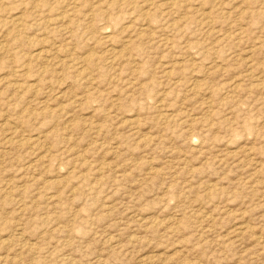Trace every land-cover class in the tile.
I'll return each mask as SVG.
<instances>
[{
    "label": "rangeland",
    "instance_id": "1",
    "mask_svg": "<svg viewBox=\"0 0 264 264\" xmlns=\"http://www.w3.org/2000/svg\"><path fill=\"white\" fill-rule=\"evenodd\" d=\"M0 264H264V0H0Z\"/></svg>",
    "mask_w": 264,
    "mask_h": 264
}]
</instances>
